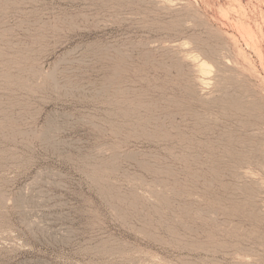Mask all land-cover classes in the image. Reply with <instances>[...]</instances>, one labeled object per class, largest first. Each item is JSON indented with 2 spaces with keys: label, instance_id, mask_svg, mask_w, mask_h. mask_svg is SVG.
I'll use <instances>...</instances> for the list:
<instances>
[{
  "label": "rangeland",
  "instance_id": "374dc122",
  "mask_svg": "<svg viewBox=\"0 0 264 264\" xmlns=\"http://www.w3.org/2000/svg\"><path fill=\"white\" fill-rule=\"evenodd\" d=\"M0 264H264V0H0Z\"/></svg>",
  "mask_w": 264,
  "mask_h": 264
},
{
  "label": "bare ground",
  "instance_id": "6f19581e",
  "mask_svg": "<svg viewBox=\"0 0 264 264\" xmlns=\"http://www.w3.org/2000/svg\"><path fill=\"white\" fill-rule=\"evenodd\" d=\"M170 46H171V45H170ZM167 47H168V46H167ZM178 47H179V46H178ZM168 48H169V47H168ZM175 48H177V46H176ZM170 49H171V48H170ZM180 49H181V48H180ZM174 50H175V49H174ZM174 50H173V51H174ZM184 55H185V54H184ZM193 58H194V57H192V59H191L192 61H193ZM181 59H182V58H181ZM183 59H185V58H183ZM194 62H195V61H194ZM192 65H193V64H192ZM194 67H195V68H194V69H195V73L202 74V75L204 74V69L202 68V66H201L200 64L197 63V64L194 65ZM205 71H206V70H205ZM208 72H209V71H208ZM205 74H207V73L205 72ZM202 75H201V76H202Z\"/></svg>",
  "mask_w": 264,
  "mask_h": 264
}]
</instances>
